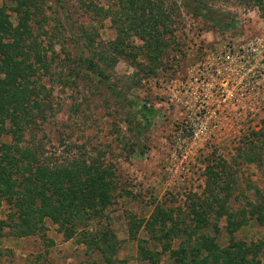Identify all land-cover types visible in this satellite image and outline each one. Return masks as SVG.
Wrapping results in <instances>:
<instances>
[{
  "label": "rangeland",
  "instance_id": "1",
  "mask_svg": "<svg viewBox=\"0 0 264 264\" xmlns=\"http://www.w3.org/2000/svg\"><path fill=\"white\" fill-rule=\"evenodd\" d=\"M16 1L0 0L14 26ZM29 1L36 14L28 25L42 47H48V71L35 70L27 86L21 77L13 78L29 89L40 88L42 107H33V118L16 135L1 113L0 147L26 149L51 168L73 161L96 163L115 174L116 188L103 212L79 222L74 238L67 239L68 226L46 218L43 231L29 237L3 229L0 264H107L100 252L109 248L102 236L107 233L115 237L112 264H179L174 251L187 238L186 229L212 238L221 248L247 246L248 258L264 264V224L253 208L264 205V157L247 161L242 143L264 128V0H194L231 15L226 23L235 20L237 25L228 30L189 14L178 0H150L168 29L152 63L137 36H130L123 54L116 53L113 14L86 11L79 0ZM90 1L116 10L111 0ZM145 13L144 19L151 17L148 9ZM18 49L12 47L20 61L24 48ZM226 52L234 62L222 61ZM79 56L102 69L122 100L77 62ZM143 105L154 113H138ZM11 156L18 155L5 156L13 168ZM209 169L217 174L215 183ZM209 190L222 200L217 213L201 205L210 203ZM157 208L172 216L169 238L160 241L154 237L158 233L145 227ZM9 212L4 201L1 218ZM159 226L154 231L160 232ZM166 243L170 246L163 249Z\"/></svg>",
  "mask_w": 264,
  "mask_h": 264
},
{
  "label": "trees",
  "instance_id": "2",
  "mask_svg": "<svg viewBox=\"0 0 264 264\" xmlns=\"http://www.w3.org/2000/svg\"><path fill=\"white\" fill-rule=\"evenodd\" d=\"M79 1L86 11L92 10L95 14H104L108 17L111 14L114 15L112 25L117 29V37L116 42L112 45L116 53L123 54L125 46L130 45L128 42L130 36H137L147 47L150 62L157 59L156 55L152 56V53H154L153 51L160 52L163 43L159 39L168 32V29L165 20L162 19L163 15L160 12L159 14L154 13L153 8L156 7L157 11L160 8L150 0H111L115 2L116 10L114 11L110 10V7L106 9L97 7L90 0ZM251 1V3L260 4L262 0ZM16 2L17 6L13 8V11L17 16L19 15V18L15 26L8 21L3 12L4 8L0 7V75H5L3 80L0 78V114L3 113L7 116L13 135L20 133L23 124L26 126L30 122L29 119L33 118L31 114L33 107L38 111L41 109L42 105L38 101L40 88L35 87V90L32 88L31 90L25 86L31 82L28 79L35 73V70H43L46 73L49 66L45 62V53L48 47H42V42L38 41V36L33 34L28 25L30 16L35 18L36 12H30L29 0ZM178 2L189 14L202 17L221 29L228 30L237 25L235 20L230 23V26L228 22L226 23V18L231 15L226 16L224 12L207 8L194 0H178ZM147 9L151 17L144 19L143 16ZM165 17L167 18V16ZM12 47L19 48L18 51L24 48L20 54L22 57L20 61L16 60V55L19 54L13 52ZM30 59L33 60L32 63H28L31 61ZM109 61L111 60L106 61V66L110 64ZM77 62L84 64L89 73L91 72L101 84L108 87L115 97L122 100L120 92L114 90L96 63L80 56L77 58ZM14 75L24 79L26 85H23L24 82L22 85L16 83ZM31 96L33 100H31ZM138 113L148 116L154 111L143 105ZM2 125L3 120L0 119V133L4 131ZM250 136L242 142L247 150L244 151L245 158L249 162L261 161V157H264V128L257 132H251ZM11 153L18 155V158L11 156L14 159L13 168L8 167L9 161L5 158ZM25 161L28 166L21 167L20 163ZM209 173H212V169H209ZM210 175L214 178L215 183L217 174ZM114 176L112 171L96 163L86 166L85 164L78 165L73 161L68 164L55 165L52 168L47 164L40 165L32 152L23 150L16 145H2L0 147V209L5 201L11 206V212L7 214L6 219H2L0 216V234L3 229L10 228L17 237L36 235L43 231V220L46 218L61 228L68 226L69 233L66 237L67 239L74 238L79 222L100 214L109 204L112 192L116 188ZM208 195L211 199L210 203L202 202L201 205L205 204L210 213H217L216 209H221L219 204L222 203V200L217 195H213L212 190H209ZM253 208L256 220L264 224V205L258 204ZM192 213L196 214L194 208ZM171 220V213L157 208L145 227L150 231L149 233H158L154 237L160 241L169 238L166 230ZM202 222L194 229H199ZM157 224H160V232L154 231L153 226ZM175 229H177L175 231H180L178 227ZM185 233L188 235L187 238L179 243V251H174L178 254V257L175 258L179 264H260L259 260H254V257L248 258L247 253L251 250L247 246L237 244L234 245V248L233 246L221 248L212 238L198 236L194 232H188L187 229ZM190 234L195 236L193 240H191ZM87 235L88 233H83L82 239H85ZM172 235L177 236L178 232L171 233L170 238ZM102 236L103 242L107 243L109 248L108 250L101 248L100 252L107 260L106 263L112 264L109 257L114 253L115 237L111 233ZM97 241H102V239H97ZM166 245L163 249L170 246V243H166ZM202 250H206L205 255H200Z\"/></svg>",
  "mask_w": 264,
  "mask_h": 264
},
{
  "label": "built area",
  "instance_id": "3",
  "mask_svg": "<svg viewBox=\"0 0 264 264\" xmlns=\"http://www.w3.org/2000/svg\"><path fill=\"white\" fill-rule=\"evenodd\" d=\"M222 61L224 63H232L234 62V58L231 55V52H226L224 56H222Z\"/></svg>",
  "mask_w": 264,
  "mask_h": 264
}]
</instances>
